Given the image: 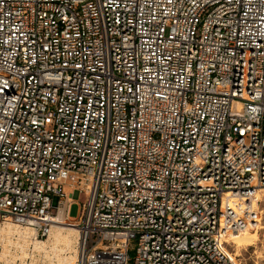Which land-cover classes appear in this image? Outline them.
<instances>
[{
	"label": "built area",
	"instance_id": "1",
	"mask_svg": "<svg viewBox=\"0 0 264 264\" xmlns=\"http://www.w3.org/2000/svg\"><path fill=\"white\" fill-rule=\"evenodd\" d=\"M261 189L264 0H0V226L61 212L75 264H243Z\"/></svg>",
	"mask_w": 264,
	"mask_h": 264
},
{
	"label": "bare ground",
	"instance_id": "2",
	"mask_svg": "<svg viewBox=\"0 0 264 264\" xmlns=\"http://www.w3.org/2000/svg\"><path fill=\"white\" fill-rule=\"evenodd\" d=\"M256 200H259V193ZM58 220L46 240L36 238L33 230L28 227L10 222L2 224L0 264H75L78 253V230L60 223L61 212ZM253 227V232L247 229L230 233L226 242L237 251L241 247L252 246L258 240V229L263 228L258 224Z\"/></svg>",
	"mask_w": 264,
	"mask_h": 264
},
{
	"label": "rangeland",
	"instance_id": "3",
	"mask_svg": "<svg viewBox=\"0 0 264 264\" xmlns=\"http://www.w3.org/2000/svg\"><path fill=\"white\" fill-rule=\"evenodd\" d=\"M72 199L74 200V202L71 205L70 214L72 216H75L78 213L79 204L83 202L84 197L82 194L76 191L74 192ZM258 207L261 212V221L259 226L263 227L259 228L257 231L258 240L255 241L252 246H246L243 248L241 247L238 251L234 250L235 248L231 245H228L230 247V252H233V256L239 257L243 264H264V189L259 192ZM62 224L73 227L67 223ZM248 230L250 232H253V229Z\"/></svg>",
	"mask_w": 264,
	"mask_h": 264
},
{
	"label": "crops",
	"instance_id": "4",
	"mask_svg": "<svg viewBox=\"0 0 264 264\" xmlns=\"http://www.w3.org/2000/svg\"><path fill=\"white\" fill-rule=\"evenodd\" d=\"M72 216V215H71Z\"/></svg>",
	"mask_w": 264,
	"mask_h": 264
}]
</instances>
